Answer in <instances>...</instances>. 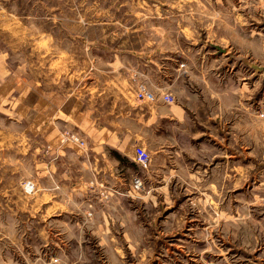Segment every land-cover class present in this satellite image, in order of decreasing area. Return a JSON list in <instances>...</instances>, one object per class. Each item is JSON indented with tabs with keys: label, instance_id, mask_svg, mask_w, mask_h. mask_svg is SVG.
Segmentation results:
<instances>
[{
	"label": "rangeland",
	"instance_id": "rangeland-1",
	"mask_svg": "<svg viewBox=\"0 0 264 264\" xmlns=\"http://www.w3.org/2000/svg\"><path fill=\"white\" fill-rule=\"evenodd\" d=\"M115 40L228 70L238 85L231 163L217 156L222 172L204 189L143 190L115 214H93L78 196L41 204L20 182L63 142L78 150L61 137L77 132L55 114L54 91L71 77L78 89L100 80L103 44ZM0 264H264V0H0Z\"/></svg>",
	"mask_w": 264,
	"mask_h": 264
},
{
	"label": "crops",
	"instance_id": "crops-1",
	"mask_svg": "<svg viewBox=\"0 0 264 264\" xmlns=\"http://www.w3.org/2000/svg\"><path fill=\"white\" fill-rule=\"evenodd\" d=\"M125 42L103 44L108 48L103 57L108 60L100 80L89 76L78 89L71 77L64 93L59 96L54 91L55 114L59 112L62 125L77 132L84 147L74 144L78 150L72 146L68 150L63 142L53 162L40 163L38 176L28 180L41 204L61 205L78 196L93 214L109 215L110 209L115 214L138 200L143 190L166 191L179 181L204 189L206 181L213 184L222 172L215 166L217 156L228 157L231 163L232 143L237 142L238 85L232 84L228 70L204 66V55L143 57L120 48L126 47ZM138 80L156 93H170L174 102L137 101L134 84ZM135 146L149 153L145 168L134 161ZM223 146L227 155L218 153ZM208 158H213V165L206 164ZM228 172L232 173L231 167ZM134 178L141 182L138 189ZM19 187L22 191L21 182ZM27 202L22 200L20 205Z\"/></svg>",
	"mask_w": 264,
	"mask_h": 264
},
{
	"label": "built area",
	"instance_id": "built-area-1",
	"mask_svg": "<svg viewBox=\"0 0 264 264\" xmlns=\"http://www.w3.org/2000/svg\"><path fill=\"white\" fill-rule=\"evenodd\" d=\"M179 66H182L179 64ZM134 98L137 101L143 102H152L156 98H160L165 103H172L174 102V97L168 92L156 93L153 89H151L144 81L138 80L134 84ZM61 137L69 141L72 144L79 146L80 148L84 147V141L76 134L69 133L67 131H63L61 133ZM134 152V161L142 168H145L149 162V153L141 146H135L133 148ZM133 186L135 188L141 187V182L138 178H134ZM22 191L25 193H30L34 191V184L29 181L25 180L21 183ZM88 215H91L88 213Z\"/></svg>",
	"mask_w": 264,
	"mask_h": 264
}]
</instances>
